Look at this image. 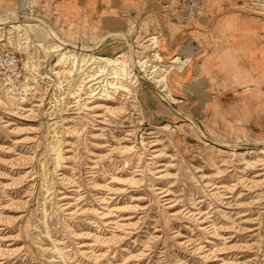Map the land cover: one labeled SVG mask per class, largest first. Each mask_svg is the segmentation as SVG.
Listing matches in <instances>:
<instances>
[{
	"label": "rangeland",
	"instance_id": "1",
	"mask_svg": "<svg viewBox=\"0 0 264 264\" xmlns=\"http://www.w3.org/2000/svg\"><path fill=\"white\" fill-rule=\"evenodd\" d=\"M61 1L0 0V264H264V0Z\"/></svg>",
	"mask_w": 264,
	"mask_h": 264
},
{
	"label": "crops",
	"instance_id": "2",
	"mask_svg": "<svg viewBox=\"0 0 264 264\" xmlns=\"http://www.w3.org/2000/svg\"><path fill=\"white\" fill-rule=\"evenodd\" d=\"M120 0H62L64 15L76 24H94L106 28L119 18ZM109 21V22H108ZM114 21V22H113Z\"/></svg>",
	"mask_w": 264,
	"mask_h": 264
},
{
	"label": "bare ground",
	"instance_id": "3",
	"mask_svg": "<svg viewBox=\"0 0 264 264\" xmlns=\"http://www.w3.org/2000/svg\"><path fill=\"white\" fill-rule=\"evenodd\" d=\"M3 23H4V21H2V20H0V30H3L6 26H3ZM29 25H31V27H33L32 29L35 31V33H36V35L38 36V37H50V33H49V30L47 29V27L45 26V25H43V23H34V24H29ZM11 28H14L13 26H10ZM60 41V43L62 44V45H71V43L70 44H68L67 42H64V41H62V40H60L59 38H58V42ZM78 48H80L79 46H78ZM112 59V58H111ZM135 67V66H134ZM137 67V66H136ZM135 67V68H136ZM136 70H137V68H136ZM143 71V69L141 68L140 69V71L139 70H137V72L138 73H141ZM94 77V76H93ZM94 79V78H93ZM10 100V99H9ZM120 227V226H119Z\"/></svg>",
	"mask_w": 264,
	"mask_h": 264
},
{
	"label": "built area",
	"instance_id": "4",
	"mask_svg": "<svg viewBox=\"0 0 264 264\" xmlns=\"http://www.w3.org/2000/svg\"><path fill=\"white\" fill-rule=\"evenodd\" d=\"M17 63L18 59L16 55H0V74H8L12 66Z\"/></svg>",
	"mask_w": 264,
	"mask_h": 264
}]
</instances>
